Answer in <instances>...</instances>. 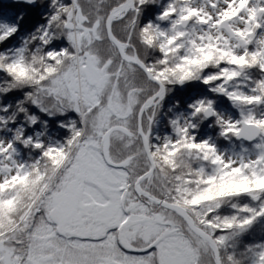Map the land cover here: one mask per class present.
Here are the masks:
<instances>
[{"label":"snow or ice","instance_id":"snow-or-ice-1","mask_svg":"<svg viewBox=\"0 0 264 264\" xmlns=\"http://www.w3.org/2000/svg\"><path fill=\"white\" fill-rule=\"evenodd\" d=\"M0 264H264V0H0Z\"/></svg>","mask_w":264,"mask_h":264}]
</instances>
